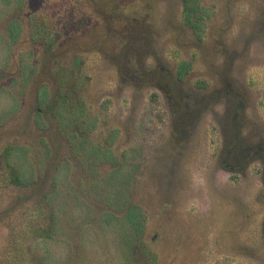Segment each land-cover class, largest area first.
<instances>
[{
    "label": "rangeland",
    "instance_id": "rangeland-1",
    "mask_svg": "<svg viewBox=\"0 0 264 264\" xmlns=\"http://www.w3.org/2000/svg\"><path fill=\"white\" fill-rule=\"evenodd\" d=\"M2 1L0 65L8 60L0 75V154L10 144L41 154L45 143L53 163L69 154L39 107V88L52 96L57 70L78 60L82 94L98 115L93 135L112 140L122 173L129 172L125 179L119 169L109 174L115 195L129 187L132 205L124 228L103 203L94 201L101 216L93 218L64 184L46 210L50 171L27 187L3 180L0 264H29L30 252L47 264H146L135 246L134 204L144 216L140 245L155 254L154 264H264V0H197L205 12L201 29L184 19L182 0H23L10 47ZM33 23L58 32L50 48L32 39ZM30 53L36 71L8 115L13 100L6 91L15 90L8 77L18 76ZM0 163L6 168L2 157ZM108 168L103 164L100 175ZM71 171V182L88 183L77 166ZM40 207L45 222L55 215L53 236L32 241L22 232L23 255L15 261L9 237Z\"/></svg>",
    "mask_w": 264,
    "mask_h": 264
},
{
    "label": "trees",
    "instance_id": "trees-1",
    "mask_svg": "<svg viewBox=\"0 0 264 264\" xmlns=\"http://www.w3.org/2000/svg\"><path fill=\"white\" fill-rule=\"evenodd\" d=\"M3 4V1L0 0ZM6 4L2 16L7 17V29L6 34L8 38L6 39V44L8 47L13 45L18 38L21 30V23L19 18L14 16L15 9L21 7L23 0H4ZM4 4V5H5ZM183 8L182 13L184 19L192 27L201 29L202 22L199 19H202L203 8L197 3V0H182ZM194 17V21L192 18ZM199 20V21H198ZM196 22H198L196 24ZM32 39H43L44 44L47 48L55 43L58 32L47 30L42 25L36 26L34 23L32 25ZM7 47V48H8ZM34 55L30 53L29 59L21 60L20 66L17 68L18 76L10 75L8 77V87H13L15 90L6 91L7 94H12V107L9 114H12L19 105V98L23 90H25L29 80L33 77L36 67L32 61ZM8 56L5 58V63L0 65V75L5 72L7 68ZM81 62L78 60H73L67 70L60 67L57 70L58 82L51 96L46 86H41L40 92H42L43 97H41L39 102V107L42 105L45 113V118L53 123L56 133L59 134L60 140L69 149V154L63 156L60 160L55 163L52 162L51 152L46 145H43L41 154L35 153V155L30 153V146L27 144H10L5 146L1 150L0 158L2 157L3 163H0V183L4 182V185H21L29 186L32 183H36L37 177L45 170V172L50 171V185L48 189L42 193V198L46 210L50 211L53 207L52 201L54 200L53 194L60 188V185L64 184L66 187H70L71 194L77 202L83 204V207H86V211L97 218L101 216V211L95 213L94 205L95 202L103 203L105 208H101L105 211H112L110 217L113 218L114 222L118 219L120 227L124 226L128 222L127 228H130L131 222L130 218L127 221L126 212L130 210L132 205L129 204V187L125 186L123 195H115L114 192V183L113 179L109 178V174L115 170L118 171L123 179L129 172L122 173V163L121 159H118L111 151V142L110 139H104V141H98L93 135V131L98 127V115L90 112V108L86 102L84 95L82 94V86L85 83V76L81 73L80 70ZM185 69V68H183ZM4 70V71H3ZM2 71V72H1ZM3 90L5 88L2 87ZM156 96L151 95V100H155ZM41 108V107H40ZM37 110L36 116H34L33 121L35 124L39 125L42 121L38 122L39 111ZM42 116V115H41ZM3 122L0 121V124ZM44 126V124H41ZM35 151V150H34ZM26 161V171L22 172L20 168L22 163ZM103 164L109 166L108 170L104 175H100V167ZM72 165L77 166V169L80 172H85L89 176L88 183H83V180L80 178L75 179L76 182H71L70 173L72 172ZM69 169L67 170V168ZM66 168L64 173V178H59L58 174L64 172L63 169ZM7 171V173L5 172ZM116 172V171H115ZM114 172V173H115ZM5 173L7 174L5 176ZM116 174V173H115ZM119 175V174H118ZM120 177V176H119ZM40 178V177H39ZM71 182V183H70ZM104 187V194L101 196H95L94 192L97 188ZM112 196V198H110ZM89 197H94V200L89 201ZM84 199V201L80 200ZM110 200V201H109ZM95 201V202H94ZM108 205H106L107 202ZM99 205V204H98ZM134 207L138 210V217L136 221V230H135V246L139 248L138 255L143 257V261L146 264L155 263V254L151 252L146 245H140V236L142 223L144 221V216L139 213L140 206L134 204ZM121 212L120 215H118ZM119 211V213H118ZM33 217L27 222L23 228H20L17 233L12 234L9 237V245L12 244L11 248L8 250V255L13 259L19 261L22 259V251L19 245V238L22 232L28 233L30 239H48L53 236L52 232V221L54 220L53 211L50 214H47V222H45V208L40 207L38 210L33 211ZM116 213V214H115ZM109 220H105L108 223ZM125 224V225H124ZM29 264H47L44 262L43 256L40 258L36 257L33 253H29Z\"/></svg>",
    "mask_w": 264,
    "mask_h": 264
}]
</instances>
